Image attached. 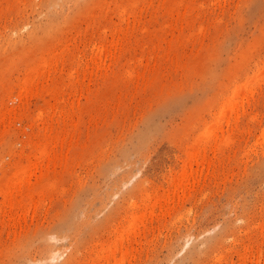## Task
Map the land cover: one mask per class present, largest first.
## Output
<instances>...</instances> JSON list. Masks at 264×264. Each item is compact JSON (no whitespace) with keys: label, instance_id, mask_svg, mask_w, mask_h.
Returning a JSON list of instances; mask_svg holds the SVG:
<instances>
[{"label":"rangeland","instance_id":"374dc122","mask_svg":"<svg viewBox=\"0 0 264 264\" xmlns=\"http://www.w3.org/2000/svg\"><path fill=\"white\" fill-rule=\"evenodd\" d=\"M263 70L264 0H0V187L51 144L0 264H264Z\"/></svg>","mask_w":264,"mask_h":264},{"label":"bare ground","instance_id":"6f19581e","mask_svg":"<svg viewBox=\"0 0 264 264\" xmlns=\"http://www.w3.org/2000/svg\"><path fill=\"white\" fill-rule=\"evenodd\" d=\"M124 9V8H123ZM123 9H122V11H123ZM125 12V11H124ZM116 32V31H115ZM116 44V43H115ZM99 46L100 45H98V48L97 49H95V51L97 50V52L96 53H98V55H100V52H102L103 50V48L102 49H100L99 48ZM97 47V46H96ZM93 49V48H92ZM100 50H102V51H100ZM63 52V51H62ZM61 53V52H60ZM103 53V52H102ZM104 53H105V51H104ZM51 54V53H50ZM56 54V53H55ZM54 54V55H55ZM62 54V53H61ZM54 55H52L54 58H55V56ZM97 55V54H96ZM108 55H109V53H108ZM59 56V55H58ZM49 58V55H47L46 57H42L41 58V60L39 61V64L36 62V66L37 67H35V64L33 65L34 67L32 68H30V69H28L27 70V73L25 74V80L19 85V90H17V93H18V96H17V99H18V101L19 100H21L22 99V97H23V99H24V97L26 98V96H28L27 94H29L28 92H30L31 90V88H32V93L34 92L33 91V87H34V85L32 86V85H30V84H32V82L34 81V78L35 77H39L40 79H42V81L43 80H46V79H43V78H45V76L44 75H46V74H48V72H50L49 71V68L51 67V66H48V63L50 62V60L52 61L54 58ZM99 57V56H98ZM60 57H58V59H59ZM93 58H94V55H93ZM56 60V58H55V60L56 61H54V62H56V64H57V62L59 61V60ZM99 58H97L96 60H98ZM61 60V59H60ZM100 60V59H99ZM49 61V62H48ZM51 64H52V67L54 66L53 65V62H50ZM49 63V65H51ZM55 64V65H56ZM98 64V63H97ZM47 66V67H46ZM45 67L46 68H48V72L47 73H45V70H47V69H45ZM53 69V68H52ZM52 71V70H51ZM264 71V70H263ZM259 73V72H258ZM258 73L256 74L257 76H258ZM50 74V73H49ZM48 74V75H49ZM260 74V73H259ZM46 77H47V75H46ZM249 79H251V78H249ZM248 79V80H249ZM253 79V78H252ZM251 79V80H252ZM254 80V79H253ZM254 81H256V80H254ZM237 83V82H236ZM246 83H248L247 81H246ZM243 85H245L244 83L242 84V86ZM261 85V84H260ZM29 86H32L29 90H27V87H29ZM241 86V85H240ZM241 86V87H242ZM235 87V86H234ZM237 87L239 88V86H238V84H237ZM237 87H236V89H237ZM240 87V88H241ZM243 87H246V85L245 86H243ZM247 88H249V87H247ZM18 89V88H17ZM63 89H65V88H63ZM253 89V88H252ZM35 90V89H34ZM19 91V92H18ZM239 91V90H238ZM30 92V93H31ZM52 92V91H51ZM50 92V93H51ZM243 92V91H242ZM249 92V91H248ZM32 93H31V95H32ZM49 93V92H48ZM63 93V90H61V91H59L58 92V95L60 96V98L62 97V94ZM238 93V92H237ZM239 93H241V90L239 91ZM252 93H253V91H252ZM64 94V93H63ZM242 94V93H241ZM58 95H57V97H58ZM238 95V94H237ZM55 97V96H54ZM251 97V96H250ZM235 98V97H234ZM247 98V97H246ZM55 99V98H54ZM57 99V98H56ZM62 99H63V97H62ZM61 99V100H62ZM233 98H231L230 99V101L232 100ZM248 99V98H247ZM253 99V98H252ZM26 100V99H25ZM241 100V99H240ZM246 100V99H245ZM21 101H19V103H20ZM57 102H59V105H60V107L62 108V103H60V102H63V101H57ZM229 102V101H228ZM232 102V101H231ZM230 102V103H231ZM236 102V101H235ZM246 102H247V100H246ZM249 102V101H248ZM22 103H24L23 102V100H22V102L20 103V104H22ZM53 103V102H52ZM55 103V105H56V102H54ZM54 103H53V105H54ZM241 104H242V102H240ZM19 104V105H20ZM66 105V102H64L63 103V105ZM67 104H69V103H67ZM235 104V103H234ZM239 104V103H238ZM240 104V105H241ZM244 104V103H243ZM23 105V104H22ZM52 105V106H53ZM65 105H64V107H65ZM223 105V104H222ZM231 105V104H230ZM7 106V105H6ZM5 106V107H6ZM18 106V105H17ZM58 106V105H57ZM71 107L73 106V104H71L70 105ZM70 106H69V108H70ZM219 106H221V105H219ZM228 106H229V103H228ZM232 106V105H231ZM235 106V105H234ZM239 106V105H238ZM244 106V105H243ZM1 107V106H0ZM22 107V106H21ZM20 107V108H21ZM53 107H55V106H53ZM53 107H51V110H53V109H55V108H53ZM59 107V106H58ZM10 108V107H9ZM48 108H50V107H48ZM53 108V109H52ZM61 108H60V110H61ZM68 108V111L70 110V109H72L73 110V108H74V106H73V108H70L69 109ZM223 108V107H222ZM231 108V107H230ZM238 108V107H237ZM242 108V107H241ZM6 109V108H5ZM57 109V108H56ZM232 109H233V107H232ZM231 109V110H232ZM239 109V108H238ZM4 110V109H3ZM7 110H9L8 108H7ZM12 110H14V109H12L11 108V110L9 111V112H11ZM18 110H19V108H18ZM59 109H58V111H60ZM71 110V111H72ZM225 110H228V108L227 109H225ZM2 111V110H1ZM50 111V110H49ZM54 111V110H53ZM52 111V113L54 114V112ZM67 111V110H66ZM235 111V110H234ZM13 112V111H12ZM11 112V113H12ZM40 112V113H39ZM38 112V115H37V117H36V119H37V121H39L40 123L43 121V118L45 117L44 115V113H45V111L44 112H41V111H39ZM48 112V111H47ZM61 112H62V110H61ZM60 112V113H61ZM65 112V111H64ZM224 112V111H223ZM232 113H233V111H231ZM4 114V116H5V114H8L9 115V113H7V112H5V111H3V112H1V114ZM14 113V112H13ZM55 113H58L59 114V112H55ZM63 113V112H62ZM62 113L61 114H59V115H62ZM66 113V112H65ZM73 113V112H72ZM71 113V114H72ZM225 113V112H224ZM227 114H229L228 112H226ZM225 113V114H226ZM3 114L1 115V117H2V119L4 118V116H3ZM58 114L57 115H55V116H57L58 117ZM68 115L67 116H69V114H70V112L69 113H67ZM244 114V113H243ZM52 115V114H51ZM73 116L75 115V114H72ZM230 115H231V113H230ZM255 115V114H254ZM53 116V115H52ZM64 116H65V114H64ZM216 116V115H215ZM1 117H0V125H1ZM60 117V116H59ZM213 117V116H212ZM227 117V116H226ZM232 117V116H231ZM234 117V116H233ZM68 118H70V117H68ZM214 118V117H213ZM216 118V117H215ZM63 119V121H62V129L64 128V125L66 124V123H64V118H62ZM227 119V118H226ZM49 120V119H48ZM66 120H67V118L65 119V122H66ZM230 120V119H229ZM255 120V119H254ZM225 121V120H224ZM70 122H71V124H73V121H71L70 120ZM216 122V121H215ZM222 122V121H221ZM220 122V123H221ZM226 122H227V120H226ZM236 122V121H235ZM2 123H3V120H2ZM43 124L44 123H46V121L44 120L43 122H42ZM69 123V122H68ZM220 123H218L219 125H221ZM223 123V122H222ZM226 124V123H225ZM231 124H233V123H231ZM69 124H67V126H68ZM215 125V124H214ZM218 125V126H219ZM47 126V123L45 124V128H47L46 127ZM50 126V125H49ZM66 126V125H65ZM70 126V125H69ZM222 126V125H221ZM225 126H227V125H225ZM72 127V126H71ZM213 127V126H212ZM212 127H210V128H212ZM66 128V127H65ZM215 128V127H214ZM230 128H231V126H230ZM208 129V128H207ZM206 129V130H207ZM217 129H219V128H217ZM235 129V128H234ZM61 129H59V133H61L62 132V134L65 132V131H60ZM65 130V129H64ZM205 130V131H206ZM209 130V129H208ZM211 130V129H210ZM210 130L209 131H206V133L205 134H207V132H210ZM212 130H214V129H212ZM228 130V129H227ZM238 130V129H237ZM264 130V129H263ZM67 131V130H66ZM205 131H203V132H205ZM216 132V131H215ZM239 132V131H238ZM237 132V133H238ZM245 132H246V130H245ZM59 133L57 132V135H56V141H58L57 139H59L58 137V135H59ZM66 133V132H65ZM213 133V132H212ZM221 133V132H220ZM244 133V132H243ZM203 134V133H202ZM201 134V135H202ZM210 133H208V135H209ZM216 134V133H215ZM214 134V135H215ZM231 134H233V133H231ZM61 135V134H60ZM64 135V134H63ZM63 135H61L62 137H63ZM213 135V134H212ZM213 135V136H214ZM230 135V134H229ZM237 135V134H236ZM65 136V135H64ZM204 136H207V135H202V137L201 136H199V137H201V138H203ZM212 136V137H213ZM224 136V135H223ZM227 136V135H226ZM233 136V135H232ZM210 137V136H209ZM219 137V136H218ZM228 137V136H227ZM35 136L34 137H31L30 139H29V141H30V143H32V144H34L35 143ZM54 138V137H53ZM61 138V137H60ZM64 138V137H63ZM206 138V137H205ZM215 138H216V136H215ZM229 138V137H228ZM232 138V137H231ZM48 139H50V138H46L45 137V139H43L42 141H41V143H40V145H39V150H38V152L37 153H35V154H29V155H27L24 159H23V161L21 162V164L19 163L18 165H20L18 168H16V170L13 172V173H11L10 175H8L6 178H5V180L3 181V183H2V185H1V187H0V195H3V196H8V201H7V203H0V215H1V213L3 214V215H1V216H3L4 217V213H5V215L7 214V223H15L14 221H16L17 222V217L19 218L21 215H24L26 212H25V210L26 211H28L27 209L28 208H26V205H25V203H23L22 201H25V200H20V198L19 197H21L20 195L24 192V189H30V188H33L35 185L36 186H38L39 188H40V185L42 184V180H43V177H42V173H43V171H42V167H40V168H38L37 169V166H35L36 167V169H37V171H34V175L31 173V170L32 169H34V168H30V166H31V162H32V160L33 159H36V158H38V159H40V158H42V157H45L47 154H48V151L51 149L50 148V146H51V144L50 143H48ZM52 139V138H51ZM62 139V138H61ZM208 139V138H207ZM211 139V138H210ZM214 139V138H213ZM222 139V138H221ZM225 139V138H224ZM55 140V139H54ZM53 140V141H54ZM64 140V139H63ZM215 140V139H214ZM228 140V139H227ZM231 140V139H230ZM229 140V141H230ZM51 141V140H50ZM208 141V140H207ZM55 142V141H54ZM221 142V141H220ZM202 143V142H201ZM218 143H219V141H218ZM224 143H225V140H224ZM49 144H50V146H49ZM207 144V143H206ZM215 144V143H214ZM221 144H223V143H221ZM217 145V144H216ZM203 146H204V143H203ZM205 146H207V145H205ZM204 146V147H205ZM221 146H223V145H221ZM200 147V146H199ZM209 147L210 146H208V150H209ZM215 147H217V146H215ZM220 147V146H219ZM48 148H50V149H48ZM202 148V147H201ZM222 148V147H221ZM221 148H220V150H221ZM211 149V148H210ZM190 150V149H189ZM192 150V149H191ZM193 151V150H192ZM197 151V150H196ZM210 151V150H209ZM188 152V151H187ZM195 152V151H194ZM193 152V153H194ZM219 152V151H218ZM189 153V152H188ZM206 153V152H205ZM209 153V152H208ZM191 154V153H190ZM216 154V153H215ZM10 155V154H9ZM186 155H189V154H186ZM50 156V152H49V154H48V157ZM179 156V155H178ZM191 156H194L193 154H191L190 156H188V158L189 157H191ZM199 157L198 158H201L202 159V157H204V156H202V155H198ZM200 156H202V157H200ZM217 156H218V154H217ZM53 157H54V155H53ZM52 157V158H53ZM228 157V156H227ZM49 158H51V157H49ZM56 158H57V155H56ZM192 158V157H191ZM197 158V159H198ZM214 158V157H213ZM45 159H46V157H45ZM49 160V159H48ZM206 160V159H205ZM222 160V159H221ZM36 161H37V159H36ZM40 161V160H39ZM50 161V160H49ZM184 161V160H183ZM186 161V160H185ZM189 161V160H188ZM191 161V160H190ZM189 161V162H190ZM208 161V160H207ZM209 161H211V160H209ZM38 162V161H37ZM36 162V163H37ZM217 162H219V161H217ZM35 163V162H34ZM186 163V162H185ZM185 163H184V167H185ZM201 163V162H200ZM223 163V162H222ZM183 164V163H182ZM221 164V163H220ZM34 165V164H33ZM41 165V164H40ZM196 165H197V163H196ZM212 165H213V163H212ZM215 165V164H214ZM42 166V165H41ZM181 166V165H180ZM189 166V165H188ZM200 166H201V164H200ZM186 167H187V165H186ZM183 168V167H182ZM215 168V167H214ZM29 169H31V170H29ZM188 169V168H187ZM28 170L30 171V172H28ZM202 170H204V169H202ZM196 171V170H195ZM29 174H28V173ZM37 172H39V174L40 175H38V176H36V173ZM175 172H177V171H175ZM213 172V171H212ZM172 173V172H171ZM25 174H28V176H26ZM191 174H192V172H187L185 169H183V170H181L180 171V173H178L177 172V174H176V178H175V175H174V178H172V179H174V181H175V183L177 182V185H179L180 186V188H182L183 187V185L186 187V185L187 184H183V182L185 181V179H186V176L188 177V175L189 176H191ZM26 176V177H25ZM211 176V175H210ZM209 176V177H210ZM33 178H34V182H35V184L34 183H32V180H33ZM204 178V177H203ZM171 179V180H172ZM175 179H177V181L175 180ZM187 180V179H186ZM168 181V180H167ZM173 181V182H174ZM204 182V181H203ZM166 183V182H165ZM205 183V182H204ZM172 184V183H171ZM169 185H170V183H169ZM189 185V184H188ZM42 187V186H41ZM173 187H175V186H173ZM195 187V186H194ZM164 188V187H163ZM180 188H179V190H180ZM38 189V188H37ZM41 189V188H40ZM159 189V188H158ZM161 189V188H160ZM169 189V188H168ZM173 189V188H172ZM183 189H184V187H183ZM196 189V188H195ZM35 190V188L34 189H32V191H31V193L29 194V197H30V201L33 199V191ZM189 190V189H188ZM173 191H174V189H173ZM178 191V190H177ZM176 191V192H177ZM194 191V190H193ZM166 192V191H165ZM170 193H172V192H170ZM169 193V194H170ZM182 193V192H181ZM26 194H27V192H26ZM39 195V194H38ZM149 195V194H148ZM160 195V194H159ZM163 195H165V194H163ZM166 195H168V193L166 194ZM19 196V197H18ZM146 196V195H145ZM0 197H2V196H0ZM36 197V196H35ZM173 197V196H172ZM28 198V197H27ZM152 199V198H151ZM161 199V198H160ZM184 199V198H183ZM155 200V199H154ZM158 199H156L155 201H157ZM161 200H163V199H161ZM5 201V200H4ZM32 201H36L35 200V198H34V200H32ZM170 201V200H169ZM3 202V201H2ZM27 202V201H26ZM34 202H31V203H34ZM38 202V201H37ZM39 202H40V200H39ZM143 202V201H142ZM164 202V201H163ZM28 203H30V202H28ZM28 203H27V206H29V209L31 208V206L33 205V204H29L28 205ZM130 203V202H129ZM157 203H160V200H159V202L157 201ZM39 204V203H38ZM131 204V203H130ZM129 204V205H130ZM134 204H135V202H134ZM134 204L132 205V206H130L131 208L134 206ZM139 204H141V203H139ZM138 204V205H139ZM150 204V203H149ZM153 204H154V202H153ZM168 204V203H167ZM31 205V206H30ZM35 205H36V203L34 204V206H32L33 208H36L35 207ZM43 205V204H42ZM154 205H156V202H155V204ZM36 206H38V205H36ZM135 206H136V204H135ZM152 206V208H153V205H151ZM166 206V205H165ZM170 206V205H169ZM174 206V205H173ZM160 207V206H159ZM171 207V206H170ZM137 208V207H136ZM142 208V206L139 208V209H141ZM147 208H148V206H147ZM165 208V207H164ZM163 208V209H164ZM166 208H168V207H166ZM149 209V208H148ZM162 209V210H163ZM173 209H175V208H173ZM14 210H19L18 212L16 211H14ZM171 210V209H170ZM31 211H33V210H31ZM146 211H148V210H146ZM151 211V210H150ZM36 212V211H35ZM167 213V212H166ZM169 213V212H168ZM34 214H36V213H34ZM147 214V213H146ZM142 215V214H141ZM140 215V216H141ZM148 215H150V214H148ZM162 215V214H161ZM34 216V215H33ZM134 217H137V216H135V215H133ZM139 216V217H140ZM151 216V215H150ZM153 216V215H152ZM160 216V215H159ZM164 216V215H163ZM24 217V216H23ZM27 217V216H26ZM131 217V216H130ZM142 217V216H141ZM2 218V217H1ZM138 218V217H137ZM149 218V217H148ZM136 219V218H135ZM140 219V218H139ZM151 219V218H150ZM3 220H5V218L3 219L2 218V222H3ZM5 220V221H6ZM19 220V219H18ZM140 220H142V219H140ZM145 220H146V218H145ZM159 220V219H158ZM24 221V220H23ZM144 221V220H143ZM1 222V224H7L6 222H4V223H2ZM132 223V222H131ZM18 224H19V222H18ZM7 226V225H6ZM131 226H133V224L131 225ZM136 226V225H135ZM140 226V225H139ZM3 227V225L1 226V228ZM14 227V226H13ZM134 227V226H133ZM132 227V228H133ZM138 227V226H137ZM136 229H138V228H136ZM141 229V228H140ZM134 230V229H133ZM137 233V232H136ZM134 234V233H133ZM122 235H124V234H122ZM126 235V234H125ZM122 237H126V236H122ZM120 239H121V235H120V238H119V241H120ZM123 240V239H122ZM124 242V241H123ZM115 243V242H114ZM120 245V244H119ZM252 245V244H251ZM124 246V245H123ZM111 247V246H110ZM261 247V246H260ZM251 249V248H250ZM116 251H117V249H115ZM256 250V249H255ZM105 251H106V249H105ZM104 251V253H106ZM244 251V250H243ZM109 252V251H108ZM111 252H113V251H111ZM247 252V251H246ZM258 253V252H257ZM109 254V253H108ZM113 254V253H112ZM128 254H130V253H128ZM125 255V254H124ZM107 256V255H106ZM116 256V255H115ZM244 256V255H243ZM238 257H240V256H238ZM106 258V257H105ZM121 258V257H120ZM241 258V257H240ZM239 258V259H240ZM103 259V258H102ZM258 259V258H257ZM100 260V259H99ZM118 260V259H117ZM241 260V259H240ZM218 261V260H217ZM119 262H120V260H119ZM243 262V261H242ZM248 262V261H247ZM258 262H259V260H258ZM114 263V262H113ZM251 263H253V262H251ZM116 264V263H115Z\"/></svg>","mask_w":264,"mask_h":264}]
</instances>
